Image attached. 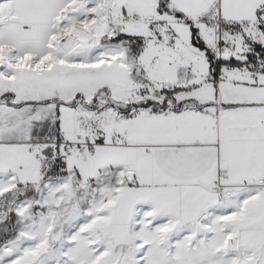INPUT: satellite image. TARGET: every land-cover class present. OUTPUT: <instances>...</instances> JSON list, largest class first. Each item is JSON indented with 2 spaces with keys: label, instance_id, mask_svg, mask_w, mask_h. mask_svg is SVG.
Returning <instances> with one entry per match:
<instances>
[{
  "label": "snow or ice",
  "instance_id": "snow-or-ice-1",
  "mask_svg": "<svg viewBox=\"0 0 264 264\" xmlns=\"http://www.w3.org/2000/svg\"><path fill=\"white\" fill-rule=\"evenodd\" d=\"M0 264H264V0H0Z\"/></svg>",
  "mask_w": 264,
  "mask_h": 264
}]
</instances>
